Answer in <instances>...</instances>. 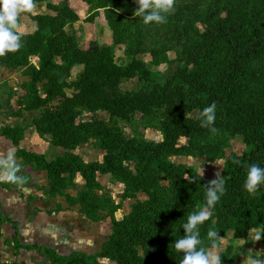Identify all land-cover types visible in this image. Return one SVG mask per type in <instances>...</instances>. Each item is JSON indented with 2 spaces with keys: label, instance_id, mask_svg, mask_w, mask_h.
<instances>
[{
  "label": "trees",
  "instance_id": "16d2710c",
  "mask_svg": "<svg viewBox=\"0 0 264 264\" xmlns=\"http://www.w3.org/2000/svg\"><path fill=\"white\" fill-rule=\"evenodd\" d=\"M88 3V0H82ZM45 0H33L34 5ZM47 13L33 15L21 12L36 24L32 33L19 34L23 50L7 52L0 56V65L12 68L25 66L30 55H38L43 67L31 75L28 98L23 110L43 109L37 131L41 136L51 135L52 144L65 152L51 161L35 153L19 148L23 131L20 128L0 127V138L8 140L15 148V156L23 159L35 170L44 172L52 181L65 175L80 177L90 187L98 175H123L125 183L133 186V192L142 191L147 201L137 202L122 221L113 220V233L103 245L101 257L115 264H181L182 253L174 248L175 240L184 235L182 225L190 214L202 209L212 213L200 226L201 247L212 245L207 237L210 229L225 238L232 234L235 240L248 239L249 235L264 227V185L255 195L244 189L250 165L264 167V101L246 98L240 87L234 84L245 62L260 59L264 41L261 36L249 37L232 43L231 34L223 28L205 33L203 44L186 54L163 84L156 83L147 65L132 60L117 66L108 50L96 46L81 49L74 36L66 31L70 24L79 21L68 0L60 4L47 3ZM233 30L237 27L233 25ZM240 28V26H239ZM229 41L228 54L218 80L210 79L202 65L203 56L211 49ZM55 58L60 64H53ZM153 58H156L153 54ZM157 61V60H156ZM83 65V72L75 82H69L71 71ZM56 68L59 75L50 74ZM137 79L141 88L130 95H119L121 81ZM45 82L43 96L37 84ZM73 90L71 96L65 90ZM59 101L58 105L52 103ZM215 103L214 127L224 129L244 139L247 150L241 155L226 159L221 171L225 181V193L213 209H205L206 186L193 169L171 163L170 156H179L186 148H178L181 138L207 135L208 128L200 126V112ZM105 112L111 119L128 121L134 115H153L163 111V141L142 142L135 139L103 140L97 146L105 151L101 162L84 163L70 149L71 143L82 141L80 137L95 136L105 129L102 122H77L82 112ZM196 113V117L192 116ZM80 135V137H79ZM80 138V139H79ZM219 150H209L205 156L213 157ZM134 163L133 170L125 166ZM185 174L192 177L190 182ZM166 182L167 185H162ZM92 221L97 219L87 216ZM12 224L11 221L6 220ZM7 246H13L17 255L21 249L41 252L50 264H99L96 258L82 253L59 256L53 249L41 246L23 247L18 232ZM259 242L264 246V231ZM222 252V264L229 254ZM26 264V263H14Z\"/></svg>",
  "mask_w": 264,
  "mask_h": 264
},
{
  "label": "rangeland",
  "instance_id": "374dc122",
  "mask_svg": "<svg viewBox=\"0 0 264 264\" xmlns=\"http://www.w3.org/2000/svg\"><path fill=\"white\" fill-rule=\"evenodd\" d=\"M62 1L45 0L34 5L32 14L47 13V3L58 5ZM68 3L77 13L79 21L70 24L66 31L75 37L81 49L96 46L100 50H108L117 66L127 65L134 59L140 60L159 84L166 81L188 52L203 44L205 33L216 28L229 32L232 43L258 36L264 41V0H175V11L163 24H145L142 17H136V0H88V3L68 0ZM233 25L237 30H233ZM35 27L30 17L20 13L14 30L19 34H29ZM230 45L226 41L203 56L201 62L210 79H220ZM60 62L59 58L53 60L55 65ZM42 65L38 55L28 56L25 66L12 68L0 65V127L20 128L23 133L19 148L51 161L65 150L52 144L51 135L41 136L38 133L43 109L23 110L31 75L38 72ZM83 68L81 64L75 67L68 81H77ZM48 72L59 75L54 67ZM44 84H37L41 96ZM234 84L240 87L246 98L264 101V49L259 60L245 62ZM140 88L137 79L121 81L117 94L130 95ZM65 94L71 96L73 90H65ZM58 103L55 101L52 105ZM192 116L196 117V113ZM163 120V111L148 116L136 114L128 121L111 119L103 111L82 112L77 122L99 121L105 129L93 137L79 135L82 141L71 143L70 151L90 164L102 161L105 151L97 144L103 140L109 143L115 139L161 143ZM177 147H184L186 151L179 156H170L168 160L191 168L198 175L200 167V177L205 181L214 179L217 172L221 175L228 157L239 156L247 150L241 136L220 128L216 133L209 132L203 137L181 138ZM214 149L219 150L218 153L207 158L205 152ZM9 155L14 166H18L15 175L23 183L0 179V264H50L49 259L35 249L27 251L23 248L16 255L14 247L5 243L12 241L15 230L23 247L36 245L51 248L59 256L82 253L96 258L99 264H115L101 257L103 245L113 233L112 221H122L131 213L135 203L147 201L146 194L133 192V186L125 183L123 175H98L95 184L90 187L77 176L65 175L52 181L44 172L17 158L12 144L0 138V160L7 159ZM217 160L222 161V165L217 164ZM125 166L133 170L134 163ZM4 174V166L0 164V176ZM161 184L167 185L166 182ZM88 215L98 221L90 220ZM255 232L241 241L233 239L230 233L218 240L215 249L211 245L206 250L221 254L229 249L226 264H247L246 258L252 255L264 259V246L255 241Z\"/></svg>",
  "mask_w": 264,
  "mask_h": 264
},
{
  "label": "clouds",
  "instance_id": "9594fccd",
  "mask_svg": "<svg viewBox=\"0 0 264 264\" xmlns=\"http://www.w3.org/2000/svg\"><path fill=\"white\" fill-rule=\"evenodd\" d=\"M175 0H136L138 7L134 10L136 17H142L143 23L149 24L155 22L163 24L167 22L168 15L175 11ZM34 8L33 0H0V56L7 52H15L21 47L20 36L13 29L17 24V17L21 12L31 11ZM215 103L208 105L200 112V126L208 128L210 132L216 133L214 127L216 120ZM222 165V161H215ZM4 166L5 174L0 179L12 182L23 183L16 175L18 166H14L11 155L5 160H0ZM202 175V169L199 167V176ZM190 182L192 177L184 175ZM264 185V167L252 164L247 170L244 181V189L250 194L255 195L260 186ZM225 193V181L220 173L215 174V178L208 182L206 186L205 209H213ZM212 213L202 209L199 212L188 216L187 221L181 226L184 235L175 240L174 248L178 253H182L181 264H222V255L215 251H207L201 247L200 226L209 220ZM264 227L255 232L254 239H261ZM207 237L212 242V248L217 247V242L222 237L218 236V231L210 229ZM247 264H264V259L259 256H248Z\"/></svg>",
  "mask_w": 264,
  "mask_h": 264
},
{
  "label": "crops",
  "instance_id": "0c3cea01",
  "mask_svg": "<svg viewBox=\"0 0 264 264\" xmlns=\"http://www.w3.org/2000/svg\"><path fill=\"white\" fill-rule=\"evenodd\" d=\"M241 241V240H240Z\"/></svg>",
  "mask_w": 264,
  "mask_h": 264
}]
</instances>
